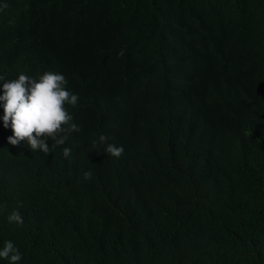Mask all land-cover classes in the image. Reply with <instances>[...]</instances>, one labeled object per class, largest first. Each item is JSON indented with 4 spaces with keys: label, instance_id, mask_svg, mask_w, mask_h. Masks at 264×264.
Instances as JSON below:
<instances>
[{
    "label": "trees",
    "instance_id": "trees-1",
    "mask_svg": "<svg viewBox=\"0 0 264 264\" xmlns=\"http://www.w3.org/2000/svg\"><path fill=\"white\" fill-rule=\"evenodd\" d=\"M0 9V75L63 74L80 127L50 154L13 146L0 101V249L19 264H264V0Z\"/></svg>",
    "mask_w": 264,
    "mask_h": 264
},
{
    "label": "clouds",
    "instance_id": "clouds-1",
    "mask_svg": "<svg viewBox=\"0 0 264 264\" xmlns=\"http://www.w3.org/2000/svg\"><path fill=\"white\" fill-rule=\"evenodd\" d=\"M3 7L6 8L7 4ZM123 55L124 50L121 49L118 56ZM0 81H4L0 94V101L3 102V126L11 127L12 135L8 137L11 145L19 146L26 142L31 151L39 150L50 154L56 146L65 144L70 133L80 131L66 107H76L79 97L67 90L68 81L63 74L49 71L43 73L38 80L24 73L12 80H5L0 75ZM49 139L54 141L51 148L47 143ZM107 140L108 137L101 134L99 140L93 143L106 144L104 152L116 158L121 157L124 153L123 146L107 143ZM71 155L72 149L64 147L63 156L70 160ZM91 178L92 172L86 171L84 179ZM7 219L10 223H24L18 210H13ZM0 258L8 259L9 264H19L22 254L9 240L0 249Z\"/></svg>",
    "mask_w": 264,
    "mask_h": 264
}]
</instances>
